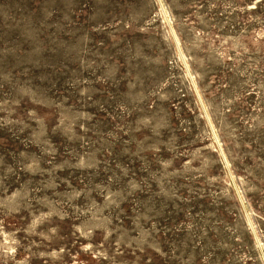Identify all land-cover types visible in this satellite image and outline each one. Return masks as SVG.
Masks as SVG:
<instances>
[{"label":"rangeland","instance_id":"obj_1","mask_svg":"<svg viewBox=\"0 0 264 264\" xmlns=\"http://www.w3.org/2000/svg\"><path fill=\"white\" fill-rule=\"evenodd\" d=\"M0 264H264V0H0Z\"/></svg>","mask_w":264,"mask_h":264}]
</instances>
